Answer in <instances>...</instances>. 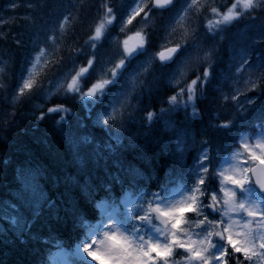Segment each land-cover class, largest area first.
<instances>
[{
	"label": "trees",
	"instance_id": "1",
	"mask_svg": "<svg viewBox=\"0 0 264 264\" xmlns=\"http://www.w3.org/2000/svg\"><path fill=\"white\" fill-rule=\"evenodd\" d=\"M116 2L79 0L71 7L59 47L65 65L81 61L104 5L113 6L117 13ZM232 2L216 0L221 8ZM256 23L264 25V10L223 25L214 37H208V43L215 44L218 51H214L207 82L195 85L192 103H188L187 94L183 96L189 108L182 102L165 103L174 89L169 83L171 65L160 62L142 77L139 87L143 94L138 108L127 110V126L93 122L88 100L76 103L72 97H55L43 101L40 108L26 104L27 97L16 103L12 114L3 116L7 119L0 123V264H50L55 254L66 262L84 264L69 255L71 248L85 238L88 225L106 214L120 221L122 200L134 199L138 209L149 199L167 198L175 191L193 193L194 182L202 174L195 170L201 167L196 160L202 141L208 140L215 156L226 137L264 120V95L250 93L249 97H256L250 108L245 104L238 110L230 101L222 103L236 81L234 51L242 46L249 60V29ZM162 25L155 16L144 50L149 54L159 49ZM244 101L242 97L240 102ZM57 104L67 107L47 111ZM161 106L165 111L157 112L149 123L144 114ZM229 119L234 127H217ZM24 172L29 173L26 187L22 186ZM209 187H214L211 181ZM93 204L99 209V220L92 219L97 215ZM10 217L17 219V224L11 223Z\"/></svg>",
	"mask_w": 264,
	"mask_h": 264
},
{
	"label": "clouds",
	"instance_id": "2",
	"mask_svg": "<svg viewBox=\"0 0 264 264\" xmlns=\"http://www.w3.org/2000/svg\"><path fill=\"white\" fill-rule=\"evenodd\" d=\"M175 3L176 0H143L140 6L119 20L113 9L104 5V12L98 21V26L103 27L98 32V26L94 25L87 41L92 42L95 48L118 22L117 33L111 36L110 41L113 55L100 68L96 67L95 55L88 56L82 62L65 65L62 50L49 55L42 46L34 54V62L27 68L29 78L14 95L23 100L39 92L46 102L55 97H72L76 103L85 98L103 100L118 82L129 58L147 49L150 28L154 24L152 9H166ZM262 10L264 0H233L226 8L217 5L216 0H186L169 18L161 47L146 57L145 66L139 72L126 76L121 86L109 95L107 112L102 116L103 123L125 124L127 110L138 108L139 97L143 94V88L137 85L138 77L146 76L156 62L172 64L169 83L174 91L166 97L165 103L174 105L182 102L185 92L189 93L187 100L193 101V88L198 82L201 86L207 82L215 62L214 51H218L215 44L208 43V37H214L221 26L235 22L248 13L254 16ZM134 40L136 43L130 44ZM245 65H248L247 70ZM234 75L236 81L232 85V92L223 96L222 103L230 101L238 110L244 108L245 104L250 108L256 103V97H249L250 93L264 95V69L257 70L245 60L235 68ZM201 77L204 79L201 80ZM139 83L142 85L143 81ZM242 97L245 98L244 103L240 102ZM62 107L67 106L51 105L47 111ZM164 111V106L149 108L144 115L150 123L157 112ZM217 127L231 129L234 121H221ZM201 147L197 160L202 174L194 182L193 194L182 201L167 204L149 199L134 212H127L123 221L106 220L104 230L84 245L83 250L90 264H103L89 255L92 252L104 257L107 264H139L137 258L146 260L143 252L150 245L161 244V238L163 244H169L173 235L185 237L181 239L185 242L211 241L215 246L214 251L219 252L227 246L225 237L229 234L238 242L237 246L248 250L245 255L234 253L229 248L230 264H264V186L260 179L264 176V164L260 159L253 158L255 155L264 159V120L254 121L249 127L237 129L226 137L218 144L219 150L215 156L207 139L202 141ZM245 176L248 179L242 186L225 179ZM210 181L214 187H209ZM227 193L234 194L231 202ZM192 197H195L194 210L185 213L179 229L175 228L180 218L178 209L191 204ZM92 208L97 213L92 219L99 220L96 204ZM179 255L181 253L178 252Z\"/></svg>",
	"mask_w": 264,
	"mask_h": 264
},
{
	"label": "rangeland",
	"instance_id": "3",
	"mask_svg": "<svg viewBox=\"0 0 264 264\" xmlns=\"http://www.w3.org/2000/svg\"><path fill=\"white\" fill-rule=\"evenodd\" d=\"M78 1L79 0H0V85H2V87H0V123L6 121L7 117L3 116H10L13 112V107L21 100V98L16 97L14 93L21 87L22 83L29 78L27 68L34 62V54L37 50L43 46L49 55L53 51L59 50L62 29L66 23L71 7L76 5ZM185 2L186 0H177L172 7H169L168 13L163 15L164 25L161 26V31L164 30L162 38L163 43L169 18L178 8L182 7ZM142 3L143 0H117L115 6L118 14L113 6L111 8L116 13L119 20ZM123 8H125L124 13H122ZM152 14L154 20L155 16H161V12L156 9L152 10ZM98 21L95 23L97 26ZM118 26L117 22V25L106 32L102 40L96 44L95 48L92 47V42L87 41L80 62L86 60L90 55H95L97 57L96 67L100 68L102 63L106 62L113 55L114 49L110 41L111 36L117 33ZM253 27H256L255 30ZM249 38V47H254V51H252V48L249 51V64L256 69L259 67L264 68V62L263 64L261 63L262 59L264 61V25L256 23L254 26H251L249 29ZM104 40L106 41V45L104 44ZM107 43H109V45ZM233 55L236 59L235 68L247 60L245 49L242 48V46H238ZM147 56H149V53L146 51H139L130 57L118 82L112 86L103 100L84 99L85 101H90L88 107L89 110L92 111L91 117L93 122L104 125L102 116L107 112L109 95H111L112 91L121 86L126 76L130 73L139 72V69L145 66ZM68 64L70 63H66V65ZM245 67H247V65H245ZM170 71L172 72V64L170 66ZM94 74L95 73H93V75ZM142 77L143 76H139L137 79L138 86H140L139 82L143 81ZM186 94L187 96L189 95L188 92L184 93V95ZM43 101V97L37 92L32 97H27L26 104H31L36 106V108H40L43 106ZM182 103L187 106L186 99L182 101ZM188 103L191 104L192 102L188 101ZM85 108H87V105ZM195 170L196 172L199 171V169ZM23 174L25 177L22 180V186L26 187L29 183V173L24 172ZM191 194L193 193L188 192L185 195L175 191L167 198L155 197L153 200L163 201V203L167 204L182 201ZM30 198L34 200L36 195L32 192ZM133 202L134 199L130 198L122 200L123 217L120 221L124 220L127 212L135 211L137 206ZM7 213L9 212L7 211ZM9 220L13 224H17L18 222V220L13 217H10ZM106 220L117 221L113 218V215L108 213L105 218L102 217L100 221L96 223L92 222L89 228L84 231L86 237L71 248L69 255H71L74 260L76 259L82 261L84 264H90L88 256L85 255L83 250L84 245L88 243L93 236L104 230ZM180 239L186 238L180 237ZM193 239H195V237H193ZM161 244H163L162 238ZM178 252L181 253V255L177 256ZM92 253H95L96 258L101 260L103 264H107L104 257L98 256L96 252ZM188 256L189 254L185 249L175 247L172 255L167 258L168 264H189ZM66 261L67 260H65L63 256L55 254L51 264H73L72 262ZM193 264H198V262H193Z\"/></svg>",
	"mask_w": 264,
	"mask_h": 264
},
{
	"label": "snow or ice",
	"instance_id": "4",
	"mask_svg": "<svg viewBox=\"0 0 264 264\" xmlns=\"http://www.w3.org/2000/svg\"><path fill=\"white\" fill-rule=\"evenodd\" d=\"M103 26L100 25L97 28V31L99 32L100 29ZM27 86V85H26ZM254 159H260V162L264 164V159L258 158L255 155L253 156ZM226 180L230 181L233 184L243 185L245 182H247V176L236 179L233 177H226ZM262 186H264V176L261 178ZM229 202H231L234 199L233 193H227ZM192 203L188 204L186 207H181L178 209L180 212V218L177 219L176 225H174L175 228L179 229L180 224L182 223V218L185 213L191 212L194 210L195 205V197H192ZM255 214V213H250ZM217 235H221L220 233H217ZM227 241V246L220 249L219 252L214 251V245L211 243V241H204L197 243L195 241L193 242H185L182 241L179 237H176L173 235L172 240L169 244H152L150 245L149 249L145 252H143V256L147 259H140L139 264H168V257L172 255L173 249L175 247H179L182 249H185V251L189 254L188 261L189 264H193V262H198V264H230L229 261V248H231L232 252L234 253H242L247 255L248 250L242 247L237 246L238 242L233 239V237L229 234L225 237ZM87 251V248L85 249ZM155 254V255H153ZM89 255H92L93 257H96L95 253H89Z\"/></svg>",
	"mask_w": 264,
	"mask_h": 264
},
{
	"label": "water",
	"instance_id": "5",
	"mask_svg": "<svg viewBox=\"0 0 264 264\" xmlns=\"http://www.w3.org/2000/svg\"><path fill=\"white\" fill-rule=\"evenodd\" d=\"M135 43H136V41H135V40L130 42V44H135Z\"/></svg>",
	"mask_w": 264,
	"mask_h": 264
}]
</instances>
